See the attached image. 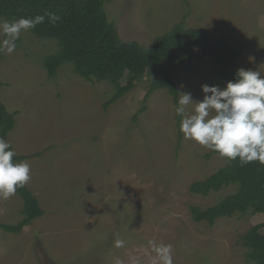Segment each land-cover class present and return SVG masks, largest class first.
I'll use <instances>...</instances> for the list:
<instances>
[{"label": "rangeland", "instance_id": "374dc122", "mask_svg": "<svg viewBox=\"0 0 264 264\" xmlns=\"http://www.w3.org/2000/svg\"><path fill=\"white\" fill-rule=\"evenodd\" d=\"M105 10L121 41L145 48L176 24L224 34L239 45L236 66L264 75V0H109ZM58 49L27 31L0 58V102L14 114L6 138L30 156L25 187L44 211L19 233L0 228V264H152L149 241L171 245L173 264H255L241 236L263 213L193 221L190 206H211L235 186L189 191L227 160L184 138L168 91L146 95L143 77L106 106L115 93L107 81H88L71 64L48 74L44 59ZM211 70L210 56L193 59L177 73L179 97L202 100L201 85L218 86ZM22 206L17 193L0 199V223H18Z\"/></svg>", "mask_w": 264, "mask_h": 264}, {"label": "trees", "instance_id": "16d2710c", "mask_svg": "<svg viewBox=\"0 0 264 264\" xmlns=\"http://www.w3.org/2000/svg\"><path fill=\"white\" fill-rule=\"evenodd\" d=\"M109 0H0V18L11 21L19 17H35L54 12L61 17L55 25L47 16L41 24L29 32L39 38L53 39L58 51L44 59V66L54 76L62 64H71L73 72L88 81H107L115 88L114 95L104 105L115 102L134 87L143 77L147 82V94L156 89H166L173 104L179 99V71H190L192 60L201 61L210 56L211 78L222 89L229 80H235L240 69L235 64L239 45H230L226 36L212 35L206 29L183 28L174 25L166 33L156 36L147 48L135 41H121L116 27L108 19L105 4ZM2 52H0V58ZM125 79L122 85L121 80ZM1 87V82H0ZM177 116V115H176ZM181 117L177 116L179 121ZM14 114L0 102V137L7 140L13 128ZM211 153H217L211 150ZM39 155V153H36ZM15 155L14 161L29 158ZM211 175L196 180L189 191L202 196L217 192L229 185L235 191L217 203L200 208L190 206L193 221H206L213 225L217 218L235 214H264V164L253 161L241 165L239 158L228 160ZM23 206L22 219L16 224L0 223V228L19 233L32 220L42 216L37 197L25 186L17 188ZM264 221L251 226L241 236V244L248 249L247 259L264 264V234L259 229Z\"/></svg>", "mask_w": 264, "mask_h": 264}, {"label": "clouds", "instance_id": "9594fccd", "mask_svg": "<svg viewBox=\"0 0 264 264\" xmlns=\"http://www.w3.org/2000/svg\"><path fill=\"white\" fill-rule=\"evenodd\" d=\"M48 17L55 25L61 17L46 12L35 17L0 20V52L11 54L22 32L41 24ZM204 97L194 101L191 93H180L175 113L181 117L180 131L186 140L217 152L228 160L239 158L240 164L253 161L264 164V75L259 71L240 68L235 80L226 82L224 88L201 85ZM192 110L188 111V106ZM16 155L11 143L0 137V199L15 195L31 179V168L26 161H14ZM116 240V247L124 246ZM155 256L152 264H173L171 245H157L149 241Z\"/></svg>", "mask_w": 264, "mask_h": 264}]
</instances>
